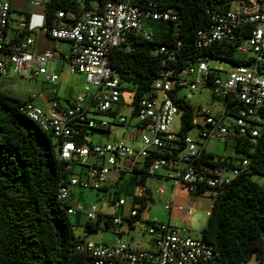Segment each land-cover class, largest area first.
<instances>
[{
  "label": "built area",
  "instance_id": "2783aa9c",
  "mask_svg": "<svg viewBox=\"0 0 264 264\" xmlns=\"http://www.w3.org/2000/svg\"><path fill=\"white\" fill-rule=\"evenodd\" d=\"M46 2L33 0L32 5L44 11ZM138 2L106 0L101 10L83 12L71 25L60 13L52 26L47 27L46 21L40 28L50 38L71 44V73L86 77L84 93L63 105L59 99V76L47 69L54 54L51 51L34 52L35 41L30 37L14 41L8 35L11 0H0V77H8L10 73L27 79L44 76L49 85L45 97L48 108L34 105L33 97L26 100L22 111L60 140L59 157L68 163L67 170L74 175L60 190L59 201L69 206L67 212L71 217L84 215L87 223L98 221L100 211L95 204L76 202L78 190L100 191L108 185L112 171L119 176H128L153 157L148 170L151 177L155 178L161 169H167L166 176L162 177L164 184L170 181L193 196L203 187L220 188L230 184L249 170V161L244 160L234 168L210 176L211 170L205 171L207 168L203 170L197 166L203 152H207L208 143L227 144L233 137L249 136L250 142L256 144L264 123V0H233L230 10L211 12L212 24L197 35V46L203 50L232 41L242 28L251 25L250 37L239 48L240 54L253 58L250 65L237 67L201 57L188 63L176 75L172 70H163L154 82L152 93L141 98L136 106L132 97L130 117L122 114L127 86L111 67L112 52L119 48L131 52L133 35L152 41L154 32L143 27L147 20L179 21L172 11L143 9ZM20 26L22 31L37 29L26 21ZM176 47L179 49L181 43ZM177 49L161 46L156 49V54L162 56L166 65L176 61ZM205 88L211 91L213 100L221 103L220 109L197 107L192 121L194 128L184 140L185 149L175 157L172 150L179 137L172 131V124L183 112L175 104L174 97L190 104ZM105 116L111 120L104 119ZM113 126L126 127L127 138L97 144H85L79 138L81 128L100 131L111 130ZM191 132L196 135L191 136ZM159 193L166 195L167 188L164 186ZM150 195L139 185L134 190L130 206L124 198L112 199L110 203L114 208V214L110 215L113 226L127 223L148 235V241L132 239L113 244L98 243L89 238V231L85 228L76 249L86 255L87 264H209L215 258L214 248L200 237H194L189 227L181 228L155 220L142 221L139 200L150 198ZM195 206L193 199L187 204L169 202L165 210L176 211L190 222ZM212 207L207 211L208 216ZM123 209L127 210V216H124ZM76 229L74 225L73 230Z\"/></svg>",
  "mask_w": 264,
  "mask_h": 264
},
{
  "label": "trees",
  "instance_id": "16d2710c",
  "mask_svg": "<svg viewBox=\"0 0 264 264\" xmlns=\"http://www.w3.org/2000/svg\"><path fill=\"white\" fill-rule=\"evenodd\" d=\"M93 1L97 5H93ZM106 0H47L44 14L47 27L54 24L59 14H64L67 24H73L83 12L101 10ZM233 0H139L143 9L155 12H174L179 21L147 20L154 32L152 41L131 36V52L115 49L111 54V67L123 84L132 88L133 104L153 91V85L163 70L176 75L190 62L207 57L227 62L233 66H247L253 58L239 53V48L250 37L252 26L242 28L230 42L199 49L197 35L211 24V12L228 11ZM31 32H16L14 41L29 38ZM178 43L181 47L177 49ZM166 46L177 49L176 61L163 64L156 49ZM183 112L179 141L173 151L178 157L184 149V140L194 128L192 121L196 109L184 99L174 97ZM26 100L0 88V264H87L88 258L77 251L79 238L67 210L59 201L60 190L69 184L74 172L67 170L68 163L59 157L60 140L44 131L23 111ZM231 116H234L231 114ZM80 128V127H79ZM94 132L110 134L111 130H86L81 128L82 143L91 144L88 136ZM256 144L249 136L233 137L235 157H216L203 152L197 166L210 171V176L234 168L244 160L249 170L230 184L220 188L203 187L195 196L211 193L213 207L200 238L214 248L215 258L209 264H249L256 259L264 264V123L261 124ZM229 140V141H230ZM169 158V157H168ZM153 158L146 160L140 170L128 175L127 191L134 193L137 186L146 187L152 178L148 172ZM170 159V158H169ZM126 178L120 175L119 181ZM106 187L99 192L106 191ZM116 191L113 200H119ZM148 198L139 200V217L147 207ZM112 200H110V203ZM78 217V216H77ZM104 222V228L101 224ZM112 217H100L87 223L86 230L94 233L112 228Z\"/></svg>",
  "mask_w": 264,
  "mask_h": 264
},
{
  "label": "rangeland",
  "instance_id": "374dc122",
  "mask_svg": "<svg viewBox=\"0 0 264 264\" xmlns=\"http://www.w3.org/2000/svg\"><path fill=\"white\" fill-rule=\"evenodd\" d=\"M21 1H26L27 4L31 6L33 0H16V5H18V3H20ZM93 5H97V2L93 1ZM15 16L19 17L20 14L16 13ZM143 27L146 30L152 31L149 28L147 21L144 22ZM211 64L215 65V62H211ZM47 69L59 76L58 90L60 97H62L61 102L63 105H67V100L75 99L84 93V89L86 87V77L84 75L72 74L70 64H65L63 67H58L57 70H53L51 63H48ZM126 86V88H132L128 84H126ZM48 87L49 85L44 83V76H39L34 79H27L24 77L15 76L13 73H10L8 77H0V88L2 90L11 95L26 99L34 97L33 103L36 106L44 109L47 106L45 97L46 95H48ZM133 95V92H124V101L126 106L122 111V114H125L129 117L132 113L131 103ZM190 105L195 109H197L198 106L220 109L219 106L221 105V103L219 101L213 100L211 91L205 88L201 90V92L196 96V100L194 102H191ZM103 118L111 120L106 116ZM181 125V115H178L173 120L172 131L178 134L181 131ZM126 130V127L113 126L110 134L94 132L88 136V141L97 144L112 142L114 140H121L125 138V135L127 136ZM190 135L194 136L196 135V132H191ZM137 146H139L138 142ZM206 151L216 157H235L232 140L228 141L227 144L212 141L208 143ZM118 166H120V164ZM166 174L167 169H161L158 172L157 176H166ZM117 176L118 173H116V171H112L109 174L108 185H110V189L106 191L99 192L91 189L78 190V192L75 194V201H79L85 205L95 204L97 205L98 210L101 213L113 215L114 208L110 204V200L116 197V191H118L121 194L120 196L127 200L128 206H130L132 204L133 197V194L127 191L130 178L124 175L126 178L120 181L119 185L117 186V182L119 181V179L116 178ZM164 186L168 191L167 194L163 196L159 193V190L164 188ZM172 186V182L169 181L164 184V181L162 179L156 177H152L147 181L145 189L151 193V196L150 198H148L147 207L142 213V221L146 222L155 220L162 223L168 222L170 213L165 210V206L168 202L171 201L168 194L172 190ZM184 195L187 199H193L195 201V214L191 219L189 229L191 230V234L194 237H200L202 230L208 223L209 216L207 215V211L212 207L211 193L208 192L199 197L193 196L189 192H185ZM71 221L74 223L75 218H72ZM171 224L173 226H178L181 228L186 227V224L178 219H172ZM80 232L81 230L79 229L77 231V234H79ZM133 235L144 241H148L149 239L148 235H143L142 233L137 231H134ZM110 236L111 234L109 231H99L91 234L90 239L96 242L101 239H108ZM249 264L261 263L254 259Z\"/></svg>",
  "mask_w": 264,
  "mask_h": 264
},
{
  "label": "crops",
  "instance_id": "0c3cea01",
  "mask_svg": "<svg viewBox=\"0 0 264 264\" xmlns=\"http://www.w3.org/2000/svg\"><path fill=\"white\" fill-rule=\"evenodd\" d=\"M11 12H12V16H11L9 29H8V35L11 38L15 36L16 32L22 31V27L20 26L21 22L26 21L29 23V25L39 26V24L42 21L41 17L39 16L44 15V11L42 9L37 8L33 6L32 4L31 6H29L26 1H21L20 3H18V5H16V0H11ZM16 13L20 14V16L16 17L15 16ZM30 32L31 34L29 35V37L35 41V44L33 46L34 52L41 54L46 51H51L54 54V59L49 62L51 63L53 70H57L58 67H63L65 64H70L71 57H72V46L69 42L54 40L50 38L47 34H45L39 28L33 31H30ZM44 83H46L45 78H44ZM16 97L23 99V100H27L26 98H22L19 96H16ZM61 98L62 97H60L59 95L60 102H61ZM46 104L47 106L45 109L48 108V103L46 102ZM124 137L127 138L126 135ZM119 177L120 176L118 175L116 178L119 179ZM162 177H164V175H158L156 178L162 179ZM106 189L107 190L110 189V185H107ZM185 192L186 191H184L182 187H175L173 185L172 190L168 194V196L171 199L170 202H173L176 205L190 203L192 199H187L184 195ZM122 212L124 216L128 215V212L126 209H123ZM106 215H110V214H104L100 212V216L104 217ZM172 219L181 220L184 224H186L187 227H189L190 222H191V221L188 222L187 220H185V218L181 216L180 214H178L176 211H173L172 213L169 214V220L167 224H171ZM73 224L77 226V229L74 231L75 235L78 238L84 236L85 227L87 224V221L84 215H78V217L75 218V222ZM101 228H104V222L101 224ZM79 229L81 230V232L77 234V231ZM99 231H103V230L100 229ZM108 231L111 234V236L108 239H101L96 242L113 244L119 240L131 241L132 239H140L133 235L134 231L142 233L138 228H134L127 223L120 227L112 226V228ZM91 234L93 233H89V238Z\"/></svg>",
  "mask_w": 264,
  "mask_h": 264
},
{
  "label": "clouds",
  "instance_id": "9594fccd",
  "mask_svg": "<svg viewBox=\"0 0 264 264\" xmlns=\"http://www.w3.org/2000/svg\"><path fill=\"white\" fill-rule=\"evenodd\" d=\"M39 17H41V19H42L41 23L39 24V26H33V27H37V28L40 29V28H42L44 26V24L46 22V17H45V15H41Z\"/></svg>",
  "mask_w": 264,
  "mask_h": 264
}]
</instances>
